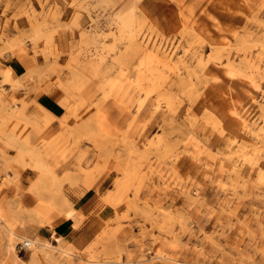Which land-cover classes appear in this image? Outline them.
Segmentation results:
<instances>
[{
	"label": "rangeland",
	"instance_id": "1",
	"mask_svg": "<svg viewBox=\"0 0 264 264\" xmlns=\"http://www.w3.org/2000/svg\"><path fill=\"white\" fill-rule=\"evenodd\" d=\"M0 140V264H264V0H0Z\"/></svg>",
	"mask_w": 264,
	"mask_h": 264
},
{
	"label": "crops",
	"instance_id": "2",
	"mask_svg": "<svg viewBox=\"0 0 264 264\" xmlns=\"http://www.w3.org/2000/svg\"><path fill=\"white\" fill-rule=\"evenodd\" d=\"M6 65L7 66L10 65L12 67L13 72L16 76L24 73L23 72L24 64L21 60L17 58L9 61ZM17 93L18 91H14L12 94L15 96L17 95ZM32 98L35 99L36 106L33 107V105H30L27 108V110L29 111L32 110L33 107V112H37V113L41 112L39 107L40 104L41 106H44L56 116H59V114L63 112V106L60 104L59 99L53 96L50 91L43 90V91H39V93H33L30 96V99ZM2 140H4V138H2ZM1 142L2 141L0 140V145ZM6 151H8L9 154H12L14 152L10 148H7ZM7 172L10 176H12L11 171H7ZM4 175H5V171L0 173V181L4 177ZM23 176L25 178L26 174H24ZM21 185L27 187L29 185V182L24 179L23 181H21ZM13 190H15V187L7 185L4 187V189H2V192L6 193L7 196H10L12 195ZM98 201L99 198L97 197L95 190L92 188L85 190L82 196H80L78 199L75 200L74 207L77 210V212H80L84 216H86V219H84V221L81 222L79 226L75 225V219L73 217H66L65 215H58L56 213L50 214L52 218L51 222H46L43 225L27 222V225L29 226V230L30 232H32V234H36L40 237L60 236L74 245L83 244L94 236L96 230L95 226L97 222L95 216L97 213ZM100 214L105 216V218H103L104 220L108 218L107 216L109 215L105 207L100 211Z\"/></svg>",
	"mask_w": 264,
	"mask_h": 264
},
{
	"label": "built area",
	"instance_id": "3",
	"mask_svg": "<svg viewBox=\"0 0 264 264\" xmlns=\"http://www.w3.org/2000/svg\"><path fill=\"white\" fill-rule=\"evenodd\" d=\"M32 244H33V242L31 239L25 238L22 241L18 242V248H19L18 250L20 252L26 251L32 247Z\"/></svg>",
	"mask_w": 264,
	"mask_h": 264
},
{
	"label": "bare ground",
	"instance_id": "4",
	"mask_svg": "<svg viewBox=\"0 0 264 264\" xmlns=\"http://www.w3.org/2000/svg\"><path fill=\"white\" fill-rule=\"evenodd\" d=\"M118 26H119V25H118ZM39 245H40L41 247H42V246H44V247H45V246L49 247V244H47V243H45V244L41 243V244H39ZM51 247H52V246H51Z\"/></svg>",
	"mask_w": 264,
	"mask_h": 264
}]
</instances>
